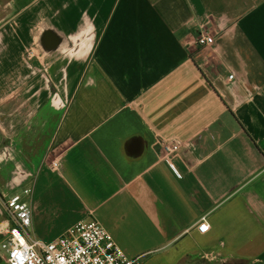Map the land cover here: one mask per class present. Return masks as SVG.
Instances as JSON below:
<instances>
[{"label": "crops", "instance_id": "1", "mask_svg": "<svg viewBox=\"0 0 264 264\" xmlns=\"http://www.w3.org/2000/svg\"><path fill=\"white\" fill-rule=\"evenodd\" d=\"M0 23L29 238L93 218L140 264H264V0H0Z\"/></svg>", "mask_w": 264, "mask_h": 264}, {"label": "built area", "instance_id": "2", "mask_svg": "<svg viewBox=\"0 0 264 264\" xmlns=\"http://www.w3.org/2000/svg\"><path fill=\"white\" fill-rule=\"evenodd\" d=\"M194 45L201 48L214 44L213 35L202 30L194 39ZM27 58H32L29 51ZM163 157L170 160L179 151L176 143H163ZM55 169L56 161L51 163ZM31 190L23 189L21 195H13L4 203L8 230L1 246L0 258L5 264H140L129 259L114 242L111 234L95 219L82 220L68 228L52 242L29 238L31 210L27 197ZM209 224L201 217L197 230L206 233Z\"/></svg>", "mask_w": 264, "mask_h": 264}, {"label": "rangeland", "instance_id": "3", "mask_svg": "<svg viewBox=\"0 0 264 264\" xmlns=\"http://www.w3.org/2000/svg\"><path fill=\"white\" fill-rule=\"evenodd\" d=\"M28 52H25V56ZM9 97L6 84H0V218L6 217V200L13 195H21L24 189L21 182L26 177L31 178L38 167L34 163L35 157L30 155L31 143L26 136L23 138V135H19L23 120L12 117L13 106L17 105L16 108L20 110V103L12 102Z\"/></svg>", "mask_w": 264, "mask_h": 264}]
</instances>
